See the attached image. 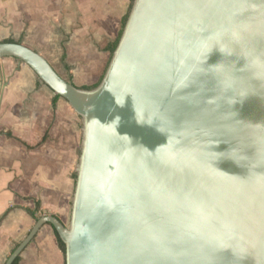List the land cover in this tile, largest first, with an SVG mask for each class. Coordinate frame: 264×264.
Segmentation results:
<instances>
[{
  "label": "water",
  "instance_id": "water-1",
  "mask_svg": "<svg viewBox=\"0 0 264 264\" xmlns=\"http://www.w3.org/2000/svg\"><path fill=\"white\" fill-rule=\"evenodd\" d=\"M81 120L65 264H264V0H134L100 83L0 44Z\"/></svg>",
  "mask_w": 264,
  "mask_h": 264
},
{
  "label": "crops",
  "instance_id": "crops-1",
  "mask_svg": "<svg viewBox=\"0 0 264 264\" xmlns=\"http://www.w3.org/2000/svg\"><path fill=\"white\" fill-rule=\"evenodd\" d=\"M129 7L130 0H0V44L22 45L76 88H94ZM55 96L24 64L0 60V264L39 219L69 223L82 126ZM19 264H65L51 226L41 227Z\"/></svg>",
  "mask_w": 264,
  "mask_h": 264
},
{
  "label": "trees",
  "instance_id": "trees-1",
  "mask_svg": "<svg viewBox=\"0 0 264 264\" xmlns=\"http://www.w3.org/2000/svg\"><path fill=\"white\" fill-rule=\"evenodd\" d=\"M133 1H134V0H130V7H129V10H128L127 14L124 16L123 20H122V29H123V27L125 26L126 21H127V19H128V16H129V14H130V11H131V8H132ZM121 33H122V31H120V33L118 34V37L116 38V40H115L113 43L109 44V45L106 47V51L109 53L110 57H111V55L113 54L114 50H115L116 47H117V44H118V42H119V39H120ZM8 43L11 44V43H13V42L10 41V42H8ZM84 89L87 90V89H91V88H84ZM55 97H56L57 99L59 98L58 96H55ZM75 179H76V175H75ZM37 209H38V207H37V205H36V211H37ZM26 211H27L28 215H30L32 218H34V213H33L32 211H30V210H26ZM5 216H6V214H4V215L0 218V223H1V221L4 219ZM54 235H55V237H56V240H57L58 246H59L61 252H62L63 255H64V254H65V247H64L63 243L60 241V239H59L58 235L55 233V231H54ZM12 264H19V257H18V258L12 263Z\"/></svg>",
  "mask_w": 264,
  "mask_h": 264
},
{
  "label": "rangeland",
  "instance_id": "rangeland-1",
  "mask_svg": "<svg viewBox=\"0 0 264 264\" xmlns=\"http://www.w3.org/2000/svg\"><path fill=\"white\" fill-rule=\"evenodd\" d=\"M66 225H68V223Z\"/></svg>",
  "mask_w": 264,
  "mask_h": 264
}]
</instances>
